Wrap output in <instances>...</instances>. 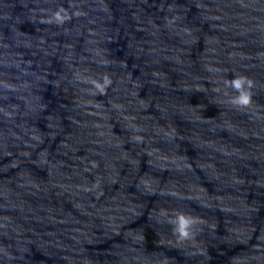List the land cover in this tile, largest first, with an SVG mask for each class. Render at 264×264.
<instances>
[{
    "label": "water",
    "instance_id": "95a60500",
    "mask_svg": "<svg viewBox=\"0 0 264 264\" xmlns=\"http://www.w3.org/2000/svg\"><path fill=\"white\" fill-rule=\"evenodd\" d=\"M0 264H264V0H0Z\"/></svg>",
    "mask_w": 264,
    "mask_h": 264
},
{
    "label": "clouds",
    "instance_id": "9594fccd",
    "mask_svg": "<svg viewBox=\"0 0 264 264\" xmlns=\"http://www.w3.org/2000/svg\"><path fill=\"white\" fill-rule=\"evenodd\" d=\"M240 86H241V81L240 80H237V81H235V87L236 88H240ZM249 97L248 96H243L242 98H241V103H243V104H248L249 103ZM188 224V221L187 220H185L183 217H181V229L183 230V228L186 226Z\"/></svg>",
    "mask_w": 264,
    "mask_h": 264
}]
</instances>
